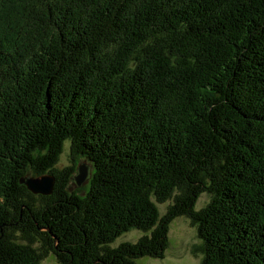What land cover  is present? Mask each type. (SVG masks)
Segmentation results:
<instances>
[{
	"label": "trees",
	"instance_id": "trees-1",
	"mask_svg": "<svg viewBox=\"0 0 264 264\" xmlns=\"http://www.w3.org/2000/svg\"><path fill=\"white\" fill-rule=\"evenodd\" d=\"M178 217L199 264H264V0H0V264L162 259Z\"/></svg>",
	"mask_w": 264,
	"mask_h": 264
},
{
	"label": "rangeland",
	"instance_id": "rangeland-1",
	"mask_svg": "<svg viewBox=\"0 0 264 264\" xmlns=\"http://www.w3.org/2000/svg\"><path fill=\"white\" fill-rule=\"evenodd\" d=\"M70 164L69 157V143L63 144V152L59 156L58 162L55 165L56 169L61 170ZM85 164L88 165L86 159L81 158L76 161V166ZM76 175V174H75ZM74 175V176H75ZM73 176V177H74ZM88 187V180L83 183L80 187H76L73 181L68 185L69 191H73L75 188L82 189L79 193L83 195ZM208 202L206 194H202L195 205V209L198 210ZM171 204V201H166L163 204H157L159 215L162 216L167 206ZM143 233L136 229H132L129 232L123 233L117 237L111 244L110 247L115 248L122 243L136 242ZM201 244V241L197 238L196 230L190 227L189 221L185 217L175 218L168 231V246L162 259H151V258H139L136 260V264H199L202 260L203 255L196 253L194 249ZM41 264H57L52 254L48 255Z\"/></svg>",
	"mask_w": 264,
	"mask_h": 264
},
{
	"label": "water",
	"instance_id": "water-1",
	"mask_svg": "<svg viewBox=\"0 0 264 264\" xmlns=\"http://www.w3.org/2000/svg\"><path fill=\"white\" fill-rule=\"evenodd\" d=\"M89 167L81 164L77 167V173L72 178L76 187H80L88 180ZM20 184L24 185L27 190L33 195L50 196L55 185V178L53 175L45 174L40 177H26L20 179Z\"/></svg>",
	"mask_w": 264,
	"mask_h": 264
}]
</instances>
